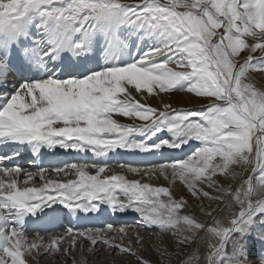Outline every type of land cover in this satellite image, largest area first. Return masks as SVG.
I'll use <instances>...</instances> for the list:
<instances>
[{
	"label": "snow or ice",
	"instance_id": "obj_1",
	"mask_svg": "<svg viewBox=\"0 0 264 264\" xmlns=\"http://www.w3.org/2000/svg\"><path fill=\"white\" fill-rule=\"evenodd\" d=\"M258 77L264 0H0V264H264Z\"/></svg>",
	"mask_w": 264,
	"mask_h": 264
},
{
	"label": "rangeland",
	"instance_id": "obj_2",
	"mask_svg": "<svg viewBox=\"0 0 264 264\" xmlns=\"http://www.w3.org/2000/svg\"><path fill=\"white\" fill-rule=\"evenodd\" d=\"M260 80L264 82V78H260ZM168 102L172 103L175 107H186V108H189V107L198 108V107H200L199 102L188 103L187 100L182 95L173 96L168 100ZM153 103L157 104L158 101H153ZM119 159L120 158H118L117 160L120 161ZM118 163H120V162H118ZM117 170L120 171L119 168H117ZM47 174L48 173H46V175ZM51 175L54 177L55 173H51ZM130 178H135V177H130ZM151 182L152 183H158V184L164 183L163 180L157 181L155 179H153ZM127 225L131 226L133 229H136V225L134 222L128 223ZM136 230H139L141 232V234L145 236V240L147 242V245L149 246V252L145 258L149 259L151 261V264H158L160 257L154 251V248H155L156 244L158 243V241L155 239L149 240L148 239L149 233H145L143 229H136ZM151 235L155 236V233H152ZM89 259H90V261L95 260L96 264H103V262L107 260V256H106V254L101 253L99 255L98 259L96 257H89ZM37 260L39 261V264H48V261L46 259H41L38 257ZM116 260H117V262H119L120 257H116ZM173 264H174V262H173Z\"/></svg>",
	"mask_w": 264,
	"mask_h": 264
},
{
	"label": "bare ground",
	"instance_id": "obj_3",
	"mask_svg": "<svg viewBox=\"0 0 264 264\" xmlns=\"http://www.w3.org/2000/svg\"><path fill=\"white\" fill-rule=\"evenodd\" d=\"M260 80V79H259ZM263 82V81H262ZM73 155H74V160L73 161H71V162H78V163H82V162H85V161H87V162H89V161H95V160H97V158H95L94 156H92V154L91 153H87V154H80L79 156L78 155H76L75 153H73ZM126 159V161H128V160H134V164H132V165H134V166H145V165H140L139 164V162H146L147 160L148 161H150V160H156V161H162L163 162V160H161L159 157H146V156H143V155H136V156H124ZM117 159V158H116ZM116 159H113V160H110V161H108L110 164H112L113 166H115L118 162L116 161ZM20 164H22L24 167H26V168H28L29 170H35L34 168H31L30 167V164H27V162L26 161H21V160H19L18 161ZM122 162H124V161H122ZM159 163H161V162H159ZM127 164V163H126ZM128 164H131V163H129L128 162ZM61 166H63V165H61ZM49 169H51V168H49ZM117 170V169H116ZM118 171V170H117ZM48 175V174H47ZM105 211H108V209L107 210H104V212ZM111 216L112 217H116L114 214H112L111 213ZM116 219H118V217H116ZM85 221V220H84ZM86 222V221H85ZM75 223V224H74ZM80 223H81V221H79V222H77L75 219L73 220V225L75 226V225H80ZM128 223H130V222H128ZM127 223V224H128ZM121 225H123V224H120V225H117V226H121ZM78 228H79V226H77ZM88 227H100V226H98V225H96V224H92L91 226H88ZM62 229H57V231H61ZM38 258V257H37Z\"/></svg>",
	"mask_w": 264,
	"mask_h": 264
}]
</instances>
